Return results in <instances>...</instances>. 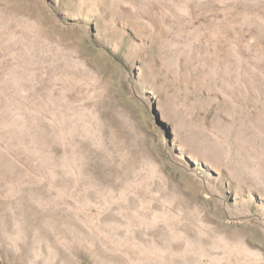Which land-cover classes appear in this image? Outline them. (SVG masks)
<instances>
[{
	"label": "rangeland",
	"instance_id": "374dc122",
	"mask_svg": "<svg viewBox=\"0 0 264 264\" xmlns=\"http://www.w3.org/2000/svg\"><path fill=\"white\" fill-rule=\"evenodd\" d=\"M0 264H264V0H0Z\"/></svg>",
	"mask_w": 264,
	"mask_h": 264
}]
</instances>
